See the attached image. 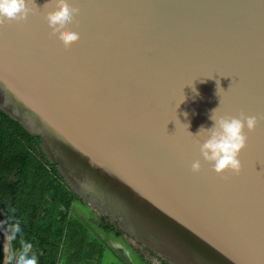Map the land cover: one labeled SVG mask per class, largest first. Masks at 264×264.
Here are the masks:
<instances>
[{"label": "water", "instance_id": "water-1", "mask_svg": "<svg viewBox=\"0 0 264 264\" xmlns=\"http://www.w3.org/2000/svg\"><path fill=\"white\" fill-rule=\"evenodd\" d=\"M71 2L68 45L48 26L56 0L0 22V111L140 248L168 264H264V0ZM212 110L256 117L238 172L200 156Z\"/></svg>", "mask_w": 264, "mask_h": 264}, {"label": "trees", "instance_id": "trees-1", "mask_svg": "<svg viewBox=\"0 0 264 264\" xmlns=\"http://www.w3.org/2000/svg\"><path fill=\"white\" fill-rule=\"evenodd\" d=\"M83 205L87 206L48 161L39 138L0 111V225L5 226L8 236L9 229L20 228L9 241L8 264H18L21 253L25 258L34 257L36 264H55L60 258H95L97 253L90 249L95 241L87 237L88 228L77 212ZM101 218L117 235H124L115 224ZM2 258L0 233V264ZM156 259L159 264H168ZM141 260L155 264L151 259Z\"/></svg>", "mask_w": 264, "mask_h": 264}, {"label": "clouds", "instance_id": "clouds-1", "mask_svg": "<svg viewBox=\"0 0 264 264\" xmlns=\"http://www.w3.org/2000/svg\"><path fill=\"white\" fill-rule=\"evenodd\" d=\"M56 8L57 11L47 16L48 26L54 37H58L64 45H68L79 39L77 32L68 29L78 9L73 6L71 0H56ZM30 10L32 9L29 7V0H0V22L22 19ZM213 110L210 117L213 124L207 128L201 126L198 130L200 132L202 129V133L207 135V138L199 144L200 156L216 172L225 169L238 172L241 167L238 152L246 142L243 129L245 127L249 130L253 129L256 117L243 113L237 116H213ZM190 167L193 171L199 170L201 161L199 159L191 161ZM3 227L5 226L0 225V228ZM8 231L11 235L7 236V239L11 241L16 238L20 228L15 226ZM18 264H36V259L25 258L21 253Z\"/></svg>", "mask_w": 264, "mask_h": 264}, {"label": "flooded vegetation", "instance_id": "flooded-vegetation-1", "mask_svg": "<svg viewBox=\"0 0 264 264\" xmlns=\"http://www.w3.org/2000/svg\"><path fill=\"white\" fill-rule=\"evenodd\" d=\"M72 207L74 209L76 208V206ZM77 208L79 216L82 217L88 228L86 232L88 233L87 237H90L92 240L95 239L94 241H97L104 249L110 252L114 258L117 259L118 257L113 253L111 247H114L116 249L118 247L119 251H122L123 258H130V261L134 264H144L141 258H158L157 256L152 255L148 251H146L147 254H141L138 250L136 251V249L131 245V243L129 244V242L124 238V235L119 236L112 229L105 226V223H103V220L100 215H96V213L90 210L89 207L83 205ZM82 212H84V214Z\"/></svg>", "mask_w": 264, "mask_h": 264}, {"label": "rangeland", "instance_id": "rangeland-1", "mask_svg": "<svg viewBox=\"0 0 264 264\" xmlns=\"http://www.w3.org/2000/svg\"><path fill=\"white\" fill-rule=\"evenodd\" d=\"M90 209V208H89ZM91 210V209H90ZM84 214V212H82ZM96 215L99 216V214L96 213ZM84 228V227H83ZM88 234V233H86ZM124 238L129 242V244L131 243V245L138 250L141 254H147L146 250H144L143 248H140L139 246L135 245L134 243L130 242L129 239H127V237L124 236ZM95 240V239H94ZM70 242H68L67 244H69ZM92 248L93 252L97 253L95 255V258H101L99 259V264H120L117 260L114 259V257L111 255L110 252H108L106 249H104L97 241L95 242H91L90 245V249ZM87 253V249H84V254ZM76 254H79L76 252ZM85 258H88L85 256ZM151 260L154 261L155 264H159V261L156 258H149Z\"/></svg>", "mask_w": 264, "mask_h": 264}, {"label": "crops", "instance_id": "crops-1", "mask_svg": "<svg viewBox=\"0 0 264 264\" xmlns=\"http://www.w3.org/2000/svg\"><path fill=\"white\" fill-rule=\"evenodd\" d=\"M117 262V259L114 258ZM99 258H93L92 260H77L70 258H60L55 264H99Z\"/></svg>", "mask_w": 264, "mask_h": 264}, {"label": "snow or ice", "instance_id": "snow-or-ice-1", "mask_svg": "<svg viewBox=\"0 0 264 264\" xmlns=\"http://www.w3.org/2000/svg\"><path fill=\"white\" fill-rule=\"evenodd\" d=\"M47 5H45L44 7H46ZM40 8H37L36 6H34V11H40Z\"/></svg>", "mask_w": 264, "mask_h": 264}]
</instances>
